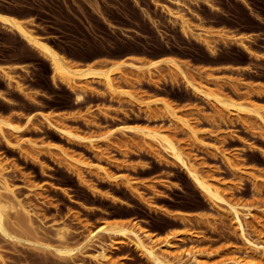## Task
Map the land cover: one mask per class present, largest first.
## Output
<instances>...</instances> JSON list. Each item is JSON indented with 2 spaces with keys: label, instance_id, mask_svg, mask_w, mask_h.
I'll use <instances>...</instances> for the list:
<instances>
[{
  "label": "rangeland",
  "instance_id": "obj_1",
  "mask_svg": "<svg viewBox=\"0 0 264 264\" xmlns=\"http://www.w3.org/2000/svg\"><path fill=\"white\" fill-rule=\"evenodd\" d=\"M0 9L34 17L38 32L77 67L122 63L112 76L115 92L91 80L61 83L52 79L45 59L0 26V118L20 129L16 134L2 126L0 161L38 229L37 235L25 232L7 209L5 223L14 238L0 235V264H149L130 244L102 231L81 246L90 232L116 223L136 224L155 248L168 239L170 254L186 263L196 253L211 264L250 260L251 250L230 216L212 209L173 159L124 128H160L173 136L204 178L220 182L222 197L251 209L246 237L264 245V123L253 113L239 114L194 95L174 68L148 71L123 61L141 66L172 56L193 84L264 118V0H0ZM180 20L193 31L181 32ZM78 89L81 102L74 100ZM157 99L181 120L169 123ZM183 122L199 131L204 144L187 136ZM92 137L98 140L88 142ZM222 154L240 163L231 168ZM61 225L69 230L59 241L55 232ZM100 246L109 247L106 262L92 256ZM54 248L73 250V259ZM256 256L255 264H264L262 252Z\"/></svg>",
  "mask_w": 264,
  "mask_h": 264
},
{
  "label": "bare ground",
  "instance_id": "obj_2",
  "mask_svg": "<svg viewBox=\"0 0 264 264\" xmlns=\"http://www.w3.org/2000/svg\"><path fill=\"white\" fill-rule=\"evenodd\" d=\"M172 1L180 3V0H172ZM206 3L209 6L211 5V4H208V2H206ZM96 9H98V8H96ZM11 14L6 13L0 9V26L8 29L9 31H11L15 35H17L27 46H29L31 49H33L36 53H38L39 56H41L43 59H45L49 63L50 68H51L52 79L55 78L59 82L66 83L68 85L69 84L74 85L76 83V81H78V80H86V81L91 80V81L96 82L98 84L101 83L103 85H106L108 89H111L114 92H115V90L117 91V89H115V86L113 85V77L112 76H113L114 70H118V68L120 67V65H122V63L119 62L117 64L110 65L109 67H107V69H98V68H95L93 66H90L89 63L86 66H83V67L78 66L77 67L75 65V63H73L72 61H69V59H67L60 51H58L57 48H55L50 43V41L47 39V37L41 35L38 32L36 19L34 17L21 18V17L15 16V14L14 15H11ZM169 14L173 16V14L171 12H169ZM180 28H181V32L183 31L184 34L185 33L189 34L193 31L191 29V27L186 23L185 20H180ZM249 53H251V52L249 51ZM123 62L128 64L127 66H131V67L136 68V69L145 68L148 71H151L152 69H158L161 66H165L168 68H174L184 77L186 85H187L186 87L189 90H191V92L194 95L199 96V97L205 99L206 101L216 103L220 107L225 108L227 110H230V109L233 110L234 109V111L236 113H239V114L240 113H253L254 116H256L259 120H261L264 123V118L262 117V115L257 110L250 109L247 106H244L242 104H238V103H235V102L230 101L228 99H224L219 95H216V94L209 92L207 89L205 90V88L203 89V87L201 88V87L193 84L190 80H188L186 78L185 73L182 69L181 63L172 56L166 57V55H165L164 58L152 60L151 62L146 63V64L141 65V66L137 65V64L128 63L125 61H123ZM90 64L92 65L93 61H91ZM1 71L4 72L3 69ZM4 74L8 75L7 72ZM7 78H8V76H7ZM76 91H78V92L77 93L75 92L76 94L74 95L75 96L74 100L76 102H81L83 100L84 96L81 92H79V89ZM116 94H117V92H116ZM118 94H120L119 91H118ZM121 94H125V93L121 92ZM153 102H159V103L163 104V107L165 108V110L167 112L169 123L171 122L173 124V122H174V124H175V123H177L176 121L181 120L180 117L177 116L175 110L172 109V107L169 105V103L166 102L165 100L157 99ZM45 120L48 121V118L45 117ZM183 124H185L184 127L187 129L186 134L188 133V135H187L188 137L190 135L191 136L190 138H192V140H194V142L197 141V142H200V144H204L205 140L203 141V139L201 138L202 137L201 135L198 134L199 136H197L196 131H198V130L196 128L193 129V127H190V125H188L186 122H183ZM2 126L8 127L10 130L15 132L16 134H19V132H20L19 127H15L11 123L0 118V136L3 138H5V137H4V132H3ZM185 128H184V130H185ZM57 129L59 130L60 133L65 134L67 136H76L77 137V135H75L74 133H72L68 129H64V128L63 129L57 128ZM124 129L137 132L136 134L140 133L141 136L139 135V137H141V139L143 140L142 141L140 139L143 142V144L147 145L148 147L149 146L150 147H156L158 149V151L168 155L171 159H173V161H175L179 165V167L182 170H184L185 174L190 179L192 184L196 187V189L200 193H202V195H204L207 198V200L210 201V204H211L210 206L212 207V209L214 208L218 212L225 213V215L228 214L230 216V220L232 221V224L235 227L239 237L246 244L247 249L251 250V254L248 256L250 258V260L244 261V259H241L240 257H233V258H230L228 260H225V261L223 260L220 262H223V264H255V260L257 259L256 253L262 252V254L264 255V245H261L258 243H253V242L249 241L248 238L246 237V234H245V222H246L247 218L252 216L251 209L247 206L240 205L238 203L232 202L229 199L227 200L226 198L222 197L221 193L223 191H222V189H220V187L222 188V186H220V184H219L220 182L219 183L210 182L209 179L213 178L214 176L209 177V179L204 178L203 176L205 174L202 175L201 172L200 173L198 172L199 170L196 168L197 165H195L194 162H192L191 160L187 159V156H186V158H184L182 156L183 154L181 153L180 148H178L179 147L178 144L175 143L177 140L175 141L174 139H172L173 136L168 134L171 137L170 138L166 132H163L162 129H161L162 131H160L159 130L160 128H158L157 130H153V129L151 130V129L139 128V127H125ZM195 129H196V131H195ZM184 133H185V131H184ZM197 133H199V131ZM104 135H106V133ZM99 138H101V137H99ZM86 139L88 140V142L92 143V142H94V140L97 139V137H96V139H94L93 137L89 138V139L86 138ZM35 142L36 141H34V143L31 142V144H35ZM197 142H195V143L197 144ZM101 144H103V143H101ZM40 145L41 144H39V146H34V145H31V146L32 147L34 146L33 147V149H34L35 147L39 148ZM55 146L56 145H54V147ZM59 152H60V149H59ZM64 153H62L63 157L64 156H65V158L69 157V156L65 155L68 152L65 154ZM223 157H224L225 162H227L228 166H230L231 168H233V166H235V163H237V161H238L236 159L228 157V155H226V156L223 155ZM70 158L73 159L72 157H69V158H67V161H68V159L70 161ZM74 160H75V158H74ZM233 160L236 162H234ZM83 163H81V165H84ZM239 163H237V164H239ZM2 164L3 163L0 161V235L5 237V238H9V239L14 238L9 233V231L7 230L8 224L6 225V223H10L8 221L9 219L6 218V212H7L6 210L7 209L15 214V218H16L17 222L19 223V225L22 228H24L25 230H27L25 232L31 233V234L33 233V235H35V234L37 235L38 229L33 227V223H32L33 222L32 221V215H34V214H33L32 210L28 209V207H26L25 204H22V202L15 196L13 187L10 185V183H8L7 179L3 175V171H4L5 166L3 164L4 167H2L1 166ZM68 165L70 166V164H68ZM238 166L237 167L240 169L241 165H238ZM74 167H77V166L75 165ZM98 167H99L98 170L103 169L100 166H98ZM96 169H97V167L95 168V170ZM241 170H242V168H241ZM103 171H104V169H103ZM103 171L101 170V172H103ZM235 171H236V169H235ZM237 171H239L238 173L242 172L240 170H237ZM4 172H6V171H4ZM243 172L245 174L247 173L245 171H243ZM206 176L207 175H205V177ZM215 180L218 182L219 179L217 180V178H215ZM212 181H214V179ZM129 187H130V185H129ZM220 190H221V193H220ZM223 190H224V187H223ZM5 219H7L8 222L5 223ZM116 224H114V225H116ZM114 225H111L113 227H111L109 229H108V227L107 228L103 227V228L98 229L96 232H92V233L90 232L89 234L87 233L88 235L86 234L87 237L85 236L86 238H85V240L81 246H86L89 243H91L93 241V239L96 238V235L102 231V232L107 233L110 238L111 237H118L123 242L130 244L138 253H140L144 257V259L147 262H149V264H208L209 263L208 261H205L203 258L199 259V257L197 256V253L191 257L192 260L189 263H186L185 260H183V258L180 257V255H178V256L174 255V252L172 253L173 255H171L170 252L173 251V249H172L173 248V242L172 243L169 242V240L166 238L164 241H161V242H163V243H161V245L156 246L158 248L151 246L153 243L150 245L146 242L147 243L146 244L143 240V237L151 239V236L147 235L144 232L143 237H141L140 235H142V234H140V233H142V230L140 232L139 227H138V229H136L137 228L136 224H135V228H128L126 226L122 227V225H120V227H119V225H118V227H116L117 225L116 226H114ZM13 227H14V225H13ZM64 227H66V226L61 225V227L56 229L57 231L55 230L56 231L55 236H57L56 238L59 239V241L65 239V237L67 236V231L69 229H66ZM134 229H136V230H134ZM22 234H24V233H22ZM28 235H30V234H28ZM25 237H27V236H25ZM60 245H62V244H60ZM154 245H155V243H154ZM100 247H101L99 249L100 251L97 252L98 254H94L92 256H94V259H97V256H99L102 259V261H105V260L108 261L107 260L108 259L107 250L109 247H106V246H100ZM79 249L81 250L82 247L81 248L79 247ZM54 250L58 254H60V257L61 256H64V257L68 256L69 260L73 259L72 255H71L73 250H70L67 248H54ZM169 254L171 255V257H168V256H170ZM0 259H1V255H0ZM64 259H66V258H64ZM74 264H80V263H74ZM209 264H211V263H209Z\"/></svg>",
  "mask_w": 264,
  "mask_h": 264
},
{
  "label": "crops",
  "instance_id": "obj_3",
  "mask_svg": "<svg viewBox=\"0 0 264 264\" xmlns=\"http://www.w3.org/2000/svg\"><path fill=\"white\" fill-rule=\"evenodd\" d=\"M165 57V56H164ZM163 56L162 57H157V58H153L152 60H156V59H160V58H164ZM167 57V56H166Z\"/></svg>",
  "mask_w": 264,
  "mask_h": 264
}]
</instances>
